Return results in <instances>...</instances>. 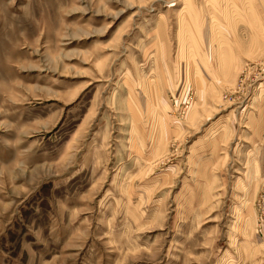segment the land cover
I'll return each mask as SVG.
<instances>
[{
  "label": "rangeland",
  "instance_id": "1",
  "mask_svg": "<svg viewBox=\"0 0 264 264\" xmlns=\"http://www.w3.org/2000/svg\"><path fill=\"white\" fill-rule=\"evenodd\" d=\"M264 0H0V264H264Z\"/></svg>",
  "mask_w": 264,
  "mask_h": 264
},
{
  "label": "built area",
  "instance_id": "2",
  "mask_svg": "<svg viewBox=\"0 0 264 264\" xmlns=\"http://www.w3.org/2000/svg\"><path fill=\"white\" fill-rule=\"evenodd\" d=\"M260 216H259V225L264 228V197L259 202Z\"/></svg>",
  "mask_w": 264,
  "mask_h": 264
}]
</instances>
